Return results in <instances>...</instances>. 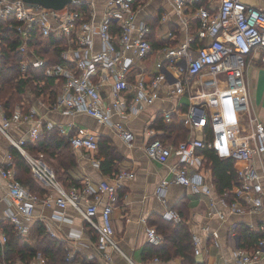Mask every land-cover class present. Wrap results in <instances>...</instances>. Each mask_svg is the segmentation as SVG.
Wrapping results in <instances>:
<instances>
[{"label": "built area", "instance_id": "2783aa9c", "mask_svg": "<svg viewBox=\"0 0 264 264\" xmlns=\"http://www.w3.org/2000/svg\"><path fill=\"white\" fill-rule=\"evenodd\" d=\"M171 1L184 22L187 20L185 10L194 8L198 18L197 38L202 44L192 47L193 37L178 45L165 47L166 60L158 63L160 71L153 78V89L149 91L144 79L132 82L129 76L135 59L144 58L153 51L148 39L150 28L145 22L137 24V0H108L101 18L97 15L93 1L72 0L61 8H53L28 4L25 0H0V57L9 45V34L11 40L17 41L16 51L21 54L19 65L23 74L31 69H42L46 78L64 80L57 100L52 105L44 106L71 115H90L100 124L118 131L127 142L134 139V133L127 130L122 122L114 121V112L121 118H127L143 109L144 103L151 104L158 96L157 87L167 77V70L177 74L174 78L176 88L171 94L184 92L186 87L179 75L186 73V83L195 78L201 79L203 86L210 91L204 92L208 100H213L218 107L210 119L207 103L193 102L188 112L191 125L203 129L211 120L213 128L228 143L234 158L250 160L254 155L264 153V124L251 114L245 77L248 57L254 53L259 54L264 69V7L254 6L245 0H221L216 9L202 5L203 0ZM169 36L173 37L174 33L170 32ZM38 40H48L42 45L58 50L61 61L53 62L41 56ZM220 76L225 79L221 80ZM109 82L112 84L113 99L105 102L101 88ZM132 90L135 91L129 101L125 93ZM191 98H195L192 93ZM165 118L171 120V113L167 112ZM25 123L31 124L28 131L21 137L14 136L13 130ZM230 124L240 128L228 129ZM53 128L69 136L75 150L99 149L100 136L75 122L66 127L46 120L34 105L24 111L18 104L9 115L0 103V133L27 158L35 179L59 192V206L71 204L77 209L96 230L101 249L117 247L112 213L118 197V182L133 177L134 173L122 170L116 176L117 183L102 181L100 190L107 196L103 203L97 196L96 201L82 204L77 200L75 187L67 191L43 158L32 156L24 147L26 142L36 141L45 129ZM214 145V141H205L203 138L187 139L175 145L155 138L147 145L146 151L152 159L161 163H167L174 155L178 159L174 178L170 182L164 181L158 188V195L163 201L165 187L171 182L190 186L194 191L212 193L201 174L189 172L188 164L196 161L201 165L197 150ZM8 158L12 159V156L8 155ZM7 164L13 163L9 160ZM0 174L10 182L9 199L14 211L9 213L8 219L24 236L35 220V203L41 199L25 187L11 167L0 169ZM83 192L88 195L92 189L87 185ZM234 193L238 200L229 207L233 212L244 211L241 202L250 204L255 210L262 208L264 180L254 165H247L239 171V182ZM220 201L225 202L224 199ZM45 202L49 204L50 197ZM100 205L101 217L98 219ZM215 206L216 202L212 199V207ZM212 210L211 213L225 216L222 211ZM165 217L178 219V214L171 210ZM148 235L155 244L163 240L153 229L148 231ZM2 240L4 245L7 240L5 235ZM196 252L199 253L198 248ZM263 253L264 236L253 250L237 253L238 264H251L260 259ZM71 257L72 254L68 260ZM15 264L26 263L18 261ZM28 264H47V261L40 255Z\"/></svg>", "mask_w": 264, "mask_h": 264}, {"label": "crops", "instance_id": "0c3cea01", "mask_svg": "<svg viewBox=\"0 0 264 264\" xmlns=\"http://www.w3.org/2000/svg\"><path fill=\"white\" fill-rule=\"evenodd\" d=\"M95 3L97 15L101 18L105 11L108 0H83ZM248 3L264 7V0H245ZM221 0H203L202 5L210 9L219 7ZM137 24L145 22L150 28L148 39L153 46V51L144 58H136L130 70V80L137 82L140 79L146 81V89L152 88L151 82L158 74L160 68L158 63L166 60L164 49L168 46L178 45L186 40L193 39L192 47L202 44L197 38L198 18L194 8H187L185 16L178 13L171 0H137L135 3ZM174 36L170 37L169 33ZM97 42L100 39L97 37ZM208 39H206L207 41ZM246 68V84L249 97L251 114L257 117L264 124V69L258 53L249 57ZM164 78L157 87L158 96L151 104H145L143 109L137 113L130 114L127 118H121L114 112V121H120L124 127L134 133V139L127 142L121 134L110 127L100 124L94 117L87 114H66L58 109L48 108L44 105H52L43 99L37 98L34 106H37L40 115L46 120H52L60 125L68 127L72 122L81 125L86 129L95 132L101 138L108 139L109 144L114 145L119 153L116 161V171L106 174L102 170L99 149L97 150H75L76 165L68 171L67 178L62 177L61 184L70 191L76 188L77 200L82 204L87 201H96L99 196L103 203L107 199L106 194L100 190V184L104 180L117 183V175L120 171L133 172V177H126L118 183V197L116 199L112 221L114 226V238L117 247L107 246L104 249L99 247L96 230L89 225L77 211V209L67 204L65 207L59 206L57 199L60 195L58 191L47 187L43 182V195H39L40 201L35 203V220L32 221L28 232L23 236L29 246H36L39 235V224L45 225L47 231L56 239L62 241L68 251L79 261L86 260L95 264H238L237 253L239 251L249 252L253 250L258 241H248L243 239L248 231L264 236V203L259 210L253 209L250 204H241L245 207L242 212H233L229 207L232 202L237 201L234 188L239 182V171L247 165H254L262 179L264 180V153L256 154L250 160L234 158L224 137L213 128L210 122L203 129L193 127L188 119V112L193 102L205 101L209 118L217 111V106L213 100L209 99L201 79L195 78L186 83L187 74L179 75V79L185 84L186 90L181 93L171 92L176 88L175 74L173 70L166 71ZM224 80V76H220ZM63 80V79H62ZM64 83V80H63ZM60 85V92L63 89ZM221 86H225L221 84ZM194 99L191 98V93ZM135 90L125 93V97L131 100ZM59 92V93H60ZM101 92L105 102H111L112 84L111 82L102 85ZM262 96L258 99L257 93ZM236 93V92H235ZM237 94H239L237 92ZM253 99L257 103L261 100V108H254ZM171 113L172 119L167 120L165 114ZM247 115L244 116L246 119ZM242 119V117H240ZM245 124L248 123L245 121ZM31 124H21L13 130L16 137H21L30 128ZM240 128V126H237ZM236 125H228V129L236 130ZM181 128L183 131H179ZM155 138L161 139L166 144H176L187 139L203 138L205 141H214L212 149L222 159L232 158L237 174V181H234L229 191L221 194L214 178L211 161L204 153L205 148H199L197 154L201 158L202 164L193 161L188 164L190 173L198 172L204 178L205 184L212 189V193L206 191H194L190 186L168 183L164 191V201L158 195V188L164 181H171L174 176V167L178 165L177 156H172L167 163H161L152 159L147 151V145ZM12 156V159L8 158ZM9 160L12 165H8ZM11 167L16 171L14 157L10 151L9 141L0 133V169ZM17 173V172H16ZM74 180V182H72ZM32 190L31 186L25 184ZM89 186L92 192L86 195L83 190ZM25 186V187H26ZM28 188V189H29ZM10 182L0 174V245L3 246L2 237L4 235L1 224L8 221L9 213L14 211L9 199ZM32 192V191H31ZM34 193V192H32ZM38 193V192H37ZM35 194V193H34ZM37 195V194H36ZM50 197V203L45 202ZM212 199L216 202L212 207ZM224 199L225 202L220 201ZM44 200V201H43ZM102 205L98 212V219L101 217ZM215 209L225 213L221 217L217 213H211ZM175 211L178 219H168L165 214L168 211ZM186 225L192 240L191 255L192 261L185 260L180 255L172 254L169 260H162L158 257L145 258L144 248L148 244L155 246L170 242L166 240L168 227L162 230L164 223ZM153 229L161 235L162 242L155 244L150 240L148 231ZM259 238V239H260ZM195 240H197L195 242ZM199 249V253L196 252ZM42 256L39 252L33 261ZM108 255V257L106 256ZM5 263L0 260V264ZM251 264H264V253L257 261Z\"/></svg>", "mask_w": 264, "mask_h": 264}, {"label": "trees", "instance_id": "16d2710c", "mask_svg": "<svg viewBox=\"0 0 264 264\" xmlns=\"http://www.w3.org/2000/svg\"><path fill=\"white\" fill-rule=\"evenodd\" d=\"M9 36L8 34L9 45L4 49L3 56L0 57V103L3 108L11 115L18 104L24 108V111H28L35 104L37 98L53 104L61 93L60 85L63 80L46 78L42 69H31L27 74H23L19 65L21 54L16 51L17 41L11 40ZM47 41L38 40L40 55L50 58L53 62L61 61L58 50L50 48L48 45H42ZM54 50L56 52H53ZM178 129L183 131L181 128ZM107 140L101 138L99 141V155L103 158L101 167L104 173L112 174L116 171L115 160L119 159V153L117 148L109 144ZM24 147L34 157H39V154L47 155L52 160L50 163L53 167L44 158L43 160L54 170L60 183L62 177L67 178L70 168L76 165V156L72 150L70 137L62 134L57 128L45 129L36 141H28ZM10 151L14 157L16 177L24 185L26 183L30 185L32 192L42 196L41 181L33 176L27 158L11 143ZM204 153L212 163L218 191L221 194L229 191L234 181H237L233 159H222L209 148H205ZM72 182L76 184L74 180ZM165 226L168 227L166 240L171 245L168 243L159 246L148 244L144 248L145 258L158 257L167 261L172 254H175L182 256L187 261H192V240L186 225L178 224L175 226L172 222L164 223L162 225L163 231H166ZM1 229L7 240L3 246L0 245V260L8 264H15L18 261L28 264L39 252L45 257L47 264H95L86 260L79 261L74 256L68 260L69 255L64 243L54 238L43 224H39V235L35 247L29 246L23 235L15 229L9 220L2 222ZM260 237L261 234L247 230L243 239L254 242L258 241Z\"/></svg>", "mask_w": 264, "mask_h": 264}, {"label": "water", "instance_id": "95a60500", "mask_svg": "<svg viewBox=\"0 0 264 264\" xmlns=\"http://www.w3.org/2000/svg\"><path fill=\"white\" fill-rule=\"evenodd\" d=\"M28 4H40L46 7L61 8L72 0H25Z\"/></svg>", "mask_w": 264, "mask_h": 264}, {"label": "rangeland", "instance_id": "374dc122", "mask_svg": "<svg viewBox=\"0 0 264 264\" xmlns=\"http://www.w3.org/2000/svg\"><path fill=\"white\" fill-rule=\"evenodd\" d=\"M260 94V92L259 93H257V96L255 95V97L258 99L259 97H261L262 96V93H261V95H259ZM257 99H253V101H254V108L255 109H259V108H261L262 110H261V112H263V108L261 107V100L259 101V103H257ZM37 155V154H36ZM39 157H41V158H44L45 160H46V162H48L49 163V165L50 166H52V164L50 163V161H52V160H50L49 159V157L46 155V156H44V155H41V154H39L38 155ZM53 162H55V161H53ZM53 167V166H52Z\"/></svg>", "mask_w": 264, "mask_h": 264}]
</instances>
